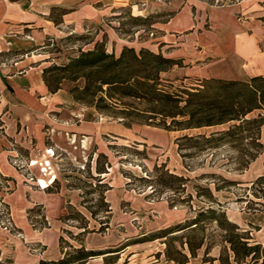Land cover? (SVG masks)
<instances>
[{"label": "rangeland", "instance_id": "obj_1", "mask_svg": "<svg viewBox=\"0 0 264 264\" xmlns=\"http://www.w3.org/2000/svg\"><path fill=\"white\" fill-rule=\"evenodd\" d=\"M206 1L223 6L240 0ZM167 14L164 12L143 19L136 11L126 6L111 12L104 24L107 30H116L117 36L125 42H143L156 38L157 32L150 29V25L165 21ZM94 28L90 35L74 34L69 38L46 42L45 48L41 50L46 62L44 68L66 65L82 51L91 49L92 42L100 40L101 36L98 31L101 28ZM135 47L138 50L137 44ZM114 50L106 51L115 56L118 52ZM173 68L174 66L169 68L165 75H159L161 87L166 86V89L174 91L175 88L196 85L194 80L184 81L171 73L170 70ZM79 74L81 73L56 70L47 76L51 81L56 77H64L60 89L70 95V89L82 87L84 84L83 78L76 79V75ZM72 100L73 104H69L68 111L62 110L61 113L51 115L57 123L55 130H51L49 126L43 128L45 144L51 147L50 150L53 153L51 162L42 161L35 166L32 169L33 172L30 175L28 173V176L32 178L25 175V178L33 183V176L44 180L41 170L53 169L59 182H54L50 190L59 191L63 188L60 196L65 206L62 217L69 215V218L62 219L59 232L61 236L59 255L48 261L56 262L62 258L63 254L75 256L76 249L83 246L88 250L102 252L118 251V256L112 255L104 261L110 262L119 257L120 264H147L159 259L162 253V264H166L165 261L171 259L172 262L184 261V264L188 262L191 264H253L251 256L243 260L235 258L231 246L225 241V236L229 235L231 238L234 234L240 233L247 238L248 245H260V251L255 256L257 257L255 264L262 262L264 181L260 184L255 183V180L264 174V162L258 161L254 165L251 163L252 166L250 164L246 170H239L244 160L255 149L252 139L255 138L254 132L242 130L236 134L235 138L226 137L216 148L198 157L186 159V164L189 166L186 170L176 152L174 140L183 134L208 135L213 131L226 130L228 125L184 132H166L148 126V121L144 119L146 114L143 113L148 110V106L130 98L121 100V103L125 104L126 111L135 110L137 113L140 110L141 114H145L131 118L132 122L122 118L123 105L121 104L117 108L111 107L97 111L93 106L95 102L90 97L83 102H76L73 98ZM103 105L104 103L100 104L101 107ZM259 114L264 115V110H255L248 117H256ZM79 126L88 131V135L80 132L74 134L68 130H75ZM118 126L122 128L119 129ZM115 131L118 133H114ZM121 146L128 148H121ZM99 152H103L109 162V175L104 178V182L112 190L104 194L105 201L110 207L108 216L104 214L100 199L103 188L98 187L88 175L89 168L93 172L94 159ZM263 157L264 153L259 160ZM162 164L171 173L187 179L184 188L176 183V192H171L160 186L157 179L159 172L153 169L155 165ZM18 166L23 167L20 164ZM21 170L22 173L25 172L24 168ZM223 179L231 183L228 184ZM217 188H219L218 191H216ZM206 189L211 192V198ZM18 192L16 184L13 187L10 184L8 190L0 189V197L3 200L5 194H12L14 199L11 201L18 204L17 202H20L17 198ZM218 204L224 210L227 220L237 227L238 232H233V228L220 222V219L212 220L209 218L210 215L206 214L208 208L218 212L220 208ZM88 207L96 213L94 218H91L86 211L85 208ZM56 209L57 204L54 211ZM0 211L3 213L2 224L12 234L19 236L10 225L11 221L8 223L3 207H0ZM34 214L36 216L33 221L36 224L35 227L32 226L42 229L44 225L40 222L43 210L36 207ZM195 217L197 226L190 225L192 222L189 220ZM178 224L187 228L165 234L164 238H155L161 236L157 234L160 230ZM83 226L86 232H82ZM46 228H49V225ZM87 237H89L88 241ZM86 242L89 244L88 248ZM188 245L192 247L193 255L190 254ZM236 247L242 254V249L239 246ZM103 248L105 249L97 250ZM91 264H102V262L94 261Z\"/></svg>", "mask_w": 264, "mask_h": 264}, {"label": "crops", "instance_id": "obj_2", "mask_svg": "<svg viewBox=\"0 0 264 264\" xmlns=\"http://www.w3.org/2000/svg\"><path fill=\"white\" fill-rule=\"evenodd\" d=\"M126 6L142 18L168 13L165 21L150 25L157 32L156 38L125 42L116 30H107L104 23L111 12ZM94 27L101 28L98 30L101 36L92 42V47L103 42L106 50L116 49L115 56L124 47L160 54L178 62L171 73L184 81L194 80L196 85L210 79L247 82L264 76V0H240L223 6L206 0H0V174L9 179L7 185L16 184L20 201L18 204L11 201L12 194L3 197L10 225L19 236L0 223V262L39 264L59 255V232L65 209L60 197L63 188L48 190L54 182H59L53 169L41 170L44 180L33 176V183L25 175L32 178L28 173L35 166L42 161L51 162L53 153L45 144L43 128L49 126L55 130L57 123L51 115L68 111L73 100L62 89L53 93L47 89L42 77L46 62L41 50L49 41L74 34L90 35ZM81 128L67 129L88 135ZM260 141L263 151L253 165L264 162V157L259 160L264 153V124ZM108 175L109 172L103 177ZM110 192L111 188L106 193ZM38 206L49 228L37 229L31 225L28 212ZM35 216L33 211L32 217ZM88 245L86 242L87 248ZM118 253L104 252L85 264L94 261L120 264L119 257L104 261ZM162 258L163 253L147 264H162Z\"/></svg>", "mask_w": 264, "mask_h": 264}, {"label": "trees", "instance_id": "obj_3", "mask_svg": "<svg viewBox=\"0 0 264 264\" xmlns=\"http://www.w3.org/2000/svg\"><path fill=\"white\" fill-rule=\"evenodd\" d=\"M175 65H178L176 60L164 58L162 55L152 53L146 49L135 52L131 48L124 47L116 57L106 51L103 42H96L91 49L82 51L66 65L44 68L42 77L47 89L53 93L61 88L60 85L64 77H56V79L51 81L47 76L49 73L56 70L69 71L74 74L81 73L76 75V79L79 77L83 78V86L73 87L69 90L70 95L76 102H83L90 97L92 101L94 100L93 106L97 111L111 107L117 108L121 104L123 105V110H121L123 119L130 120L133 117L146 114L144 119L148 121V126L159 128L166 132H184L228 125L226 130L213 131L208 135L183 134L174 140L176 152L183 161L186 170L189 168L186 164V159L198 157L200 154L216 148L226 137L235 138L236 134L242 130L254 132L255 138L252 139L254 140L255 149L244 160L242 168L239 169L240 171L246 170L263 151L260 136L261 128L264 124V115L259 114L252 118L248 116L255 110H264V76L253 77L247 82L216 79L203 80L196 86L175 88L174 91H171L166 89V86L161 87L159 75ZM124 98L144 103L148 106V110L143 112L145 114H141L140 110L137 113H135V110L126 111V108H124L125 104L121 103ZM101 103H104L102 107L100 106ZM130 121L132 122V120ZM121 148L128 147L121 146ZM90 170L89 168V178L93 179L98 187L103 188L100 199L104 214L108 216L110 207L105 201L104 194L111 187L104 182L103 177L109 172L107 156L102 152L97 153L94 159L93 172ZM153 171L159 172L157 179L160 186L171 192H176V183H178V186H182L181 188H184L187 181L183 176L171 173L164 164L155 165ZM223 181L228 184L231 183L227 179H223ZM262 181H264V174L257 177L255 183L263 184ZM8 182L9 179L0 174V189L8 190ZM218 190L219 188L216 189V191ZM206 191L209 194V198H211L209 189H206ZM218 206L220 207L219 204ZM0 207L4 208V214L8 223H10L8 207L1 197ZM85 209L91 218H94L96 213L92 211V208L88 207ZM222 210V207L218 209V212L208 208L206 209V214H209V218L212 220L220 219V222L233 228L232 231L236 232L237 227L227 220L226 214ZM33 211L29 210L28 217L31 225L35 227L36 222L33 221L32 217ZM1 215L3 213L0 211V223H3ZM68 216H63L62 219H67L69 218ZM196 220V217L189 220L192 222L190 225L197 226ZM40 223L44 225L43 228L48 226L44 215H41ZM3 226L5 227L4 224ZM81 228L83 229L82 232H86L84 226ZM186 228L187 226L181 227L180 224L168 227L160 230L157 234L161 236L155 238H164L165 234H171ZM246 239L240 233L234 234L231 238L229 235L225 236V241L231 246V251L235 258L243 260L251 256L254 261L253 264H255L257 260L255 256L258 255L261 247L260 245H248ZM188 246L190 254L193 255L192 247ZM236 246L242 249V254L237 251ZM261 252L264 253V248L261 249ZM75 253V256L63 254L62 258L56 262L40 261L39 264H85L88 260L104 254L102 251L87 250L83 246L76 249ZM262 258L263 260L259 264H264V255ZM174 263L184 264V261ZM0 264L12 263L3 261Z\"/></svg>", "mask_w": 264, "mask_h": 264}, {"label": "built area", "instance_id": "obj_4", "mask_svg": "<svg viewBox=\"0 0 264 264\" xmlns=\"http://www.w3.org/2000/svg\"><path fill=\"white\" fill-rule=\"evenodd\" d=\"M7 44H10L9 42ZM6 228V227H5Z\"/></svg>", "mask_w": 264, "mask_h": 264}]
</instances>
